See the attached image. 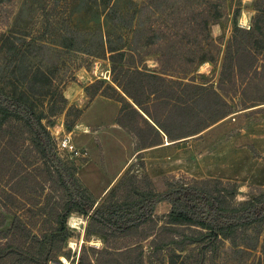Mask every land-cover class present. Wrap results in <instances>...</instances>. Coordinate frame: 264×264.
Segmentation results:
<instances>
[{"label":"rangeland","instance_id":"obj_1","mask_svg":"<svg viewBox=\"0 0 264 264\" xmlns=\"http://www.w3.org/2000/svg\"><path fill=\"white\" fill-rule=\"evenodd\" d=\"M142 2L0 0V94L20 99L39 115L54 145L56 139L69 136L80 153L79 160L75 157L71 160L64 153L57 157L61 163L76 169V177L87 190L85 181L89 184L92 196H99L130 153L127 148H114L116 144L125 145L126 138L114 135L101 144L93 137L92 129H83L85 122L109 126L113 118L116 122L122 115L120 103L100 95L89 99L85 90L108 93L106 87L114 86L111 79L121 72L117 68L112 73L110 51L122 52L116 67L156 73L158 57L144 55L145 30H156L166 15L181 12L183 8L193 10L208 5L206 0H163L151 9L142 7ZM218 3L222 16L208 28L219 45L218 59L201 64L190 76L194 84L209 90H217L223 56L234 37V27L248 30L257 15L256 30L264 31V0H220ZM190 77L183 82L189 83ZM169 79L177 81L176 77ZM250 93L256 102L248 103L241 96L225 98L226 104L221 106L227 116L196 138L150 152H139L136 147L132 152L131 148L135 154L133 162L111 190L99 201L95 199L92 209H99L110 200L122 201L127 191L162 193L183 185L214 196L228 195L227 191L234 187L235 205L252 199L257 189H264V105H259L264 101V80L261 77L249 87L247 94ZM99 98L107 101L100 99L90 106ZM110 103L120 106L119 113ZM214 113L211 110L200 119L209 120ZM133 119V126L141 127L140 120ZM128 135L139 149L137 138ZM0 147L4 148L0 156V192H9L11 171L28 175L17 186L27 195L15 205L13 213L30 233H27V250L22 252L0 240V246L5 248L0 252V264H77L82 253L88 256L89 264H98V253L106 248V238L89 231V216L78 213L70 214L66 220L67 238L61 243V252L50 253L57 255V260L44 261L48 251L46 241L50 238L44 240V236L55 227L47 213L54 204L66 202L70 193L56 185L48 169L37 168L41 163L22 123L0 119ZM112 191H115L113 198ZM170 209L168 202L156 205L153 222L157 228L153 231L148 230L152 224H147L126 237L108 234L112 253L118 248L130 254L128 258L118 256V264H135L139 256L142 264H264V221L238 236L236 246L225 242L208 249L212 239L197 235L199 242L180 251L177 247L181 238L177 236L171 246H163L158 256L151 257L150 252L154 251L151 241L154 239L155 245H159L166 240L167 234L158 229L164 225ZM109 214L116 217L121 212ZM4 217L6 224L0 228L2 233L9 230L12 222L11 215ZM180 230L182 237L189 233L186 229ZM146 233L151 237L142 240Z\"/></svg>","mask_w":264,"mask_h":264},{"label":"trees","instance_id":"obj_2","mask_svg":"<svg viewBox=\"0 0 264 264\" xmlns=\"http://www.w3.org/2000/svg\"><path fill=\"white\" fill-rule=\"evenodd\" d=\"M162 1L143 0L142 7L156 8ZM206 1L207 6L193 10L183 8L181 12L166 15L156 30H145L144 55L153 54L158 57L156 73L116 67L120 63L117 57L121 56L122 52L110 51L112 73L117 68L121 72L118 75L113 73L111 83L114 86L106 87L108 93L85 90L89 99L100 95L121 104L122 115L118 116L116 124L137 138L142 149L162 144L164 137L172 142L181 138L180 136L202 132L223 119L227 114L221 105L226 104L225 98L229 95L241 96L243 100H248V103L256 102L252 93L247 92L258 80V76L264 80V31L256 30L257 15L248 30L234 27V37L230 39L223 56L217 90L196 85L190 77L201 64L214 63L219 56L218 42L212 39L208 28L222 16L218 3L220 0ZM169 77H176L177 81H170ZM189 77L190 82L184 83L183 80ZM124 110H129V113L124 114ZM211 110L216 113L211 115L209 120L200 119ZM134 117L140 120L141 127L133 126ZM0 119L23 124L30 136L38 162L41 163L37 168L41 166L48 169L49 173L53 174L56 185L70 193L66 202L54 204L47 213L54 220L55 227L49 235L44 236V240L50 236L45 245L48 246L45 262L57 260V255L50 253L53 250L55 254L61 252V243L67 238L66 220L72 213L89 216V231L106 238V248L98 253V264H118V256L128 258L130 254L126 250L119 251L121 249L114 248L113 253L110 251L108 234L126 237L147 224H152V228L148 230H155L157 225L153 222V213L156 205L161 202L171 204L164 225L162 228L158 227L167 237L163 244L155 245L156 241H151L150 244L154 247V251L150 252L151 257L158 256L163 246H171L177 236L181 238L177 247L180 251L199 242L200 240L195 238L197 235L212 239L208 249L215 248L217 243L225 242L236 246L238 236L264 221V189L261 188L252 194V199L239 205L233 204L232 201L234 187L233 190L227 191L228 195L218 196L184 185L162 193L147 194L135 191L131 194L127 191L122 201L110 200L102 203L99 209L93 210L96 200L79 182L76 169L59 161L56 147L39 115L20 99L0 94ZM2 153L4 148L0 147V156ZM10 175L12 184L9 192H0V228L6 224L5 214L12 216V222L8 231L0 232V240H5L9 247L22 252L27 250L29 245V232L27 227L22 225L20 218L13 213V209L27 195L19 191L17 186L24 183L28 175L18 171H11ZM110 197H115V191H112ZM117 211H120L121 215L113 217L109 214ZM180 229H186L188 235L182 237ZM150 237L146 233L142 240ZM3 249L5 248L0 246V252ZM87 257L82 253L77 264H89ZM139 258H135V264H142Z\"/></svg>","mask_w":264,"mask_h":264},{"label":"crops","instance_id":"obj_3","mask_svg":"<svg viewBox=\"0 0 264 264\" xmlns=\"http://www.w3.org/2000/svg\"><path fill=\"white\" fill-rule=\"evenodd\" d=\"M100 99L101 98L95 99L90 106L95 104V102H97V100H100ZM101 100L107 101L106 99H101ZM261 103L262 104H259L260 106L264 105V102H261ZM110 104H113L112 106H113L115 112L119 113L120 106H118L116 103H110ZM88 109H89V107H88ZM114 119L115 118H113L112 121L108 124L109 126H105L106 124H103V123H101V124H89L88 122H85L86 123L85 124V128H83L84 130L92 129L93 137L95 139H97L101 144L102 143L104 144V141L108 137H110V136L112 137L114 135L120 136V137L122 136L123 139L126 138L127 142H126L125 145L120 146V145L116 144L114 146V148H117V149H120V150L123 149V148H127V149H129V153H130L128 158L125 159L124 164L119 168L118 172L116 173V175L114 176L112 181H110V183L106 186V188L102 190V192L99 194V196H93L94 199H96L97 201H99L109 190H111L112 186L115 185L117 180L122 176V174L127 170V168L130 166V164L133 162V160H134L133 157H134L135 154L131 153V148H132V152L134 151L133 150L134 147H136L135 149L138 150L139 152H150V151H154V150H160L162 148H165L166 146L167 147L168 146H173V145H176V144H178L180 142H185L188 139L196 138V137L200 136L201 134H203L204 132H207L208 130H210L212 128V126H215V124H217L218 122H220L222 120L221 119L218 122L210 125L208 128L204 129L202 132H199V133H196V134H188V135L186 134L184 136H180L181 138H179L178 140L172 141V142L168 141V139L166 137H164L163 140H162V144H160V145L150 146V147L144 148V149L139 147V149H138L135 140L132 137H130V135H128V133L126 131H124L118 125H116V122H114ZM124 136H127V137H124ZM92 162L95 165L96 162L94 161V159L92 160ZM85 184H86L88 190L90 191V188L88 187L89 184L86 183V181H85ZM161 203H163V202H161ZM161 203H159V204H161ZM159 204H157V205H159Z\"/></svg>","mask_w":264,"mask_h":264},{"label":"built area","instance_id":"obj_4","mask_svg":"<svg viewBox=\"0 0 264 264\" xmlns=\"http://www.w3.org/2000/svg\"><path fill=\"white\" fill-rule=\"evenodd\" d=\"M108 80H109V76H108ZM55 147L59 155H62L64 153L67 154L69 156L68 158L71 160L73 157H75L76 160H79L77 156H79L80 153L76 149L75 145L71 142L69 136H64L56 139Z\"/></svg>","mask_w":264,"mask_h":264},{"label":"bare ground","instance_id":"obj_5","mask_svg":"<svg viewBox=\"0 0 264 264\" xmlns=\"http://www.w3.org/2000/svg\"><path fill=\"white\" fill-rule=\"evenodd\" d=\"M104 79H105V80H108V76H105Z\"/></svg>","mask_w":264,"mask_h":264},{"label":"water","instance_id":"obj_6","mask_svg":"<svg viewBox=\"0 0 264 264\" xmlns=\"http://www.w3.org/2000/svg\"><path fill=\"white\" fill-rule=\"evenodd\" d=\"M144 116V115H143ZM144 117H146V116H144Z\"/></svg>","mask_w":264,"mask_h":264}]
</instances>
